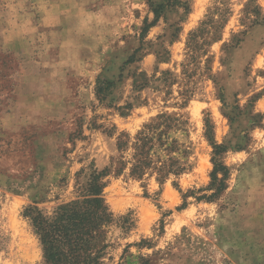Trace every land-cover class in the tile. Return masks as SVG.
I'll use <instances>...</instances> for the list:
<instances>
[{
	"label": "rangeland",
	"instance_id": "obj_1",
	"mask_svg": "<svg viewBox=\"0 0 264 264\" xmlns=\"http://www.w3.org/2000/svg\"><path fill=\"white\" fill-rule=\"evenodd\" d=\"M145 19L147 0H0V264H48L25 207L105 168L102 264H264V0H181L141 36ZM211 142L229 177L197 199Z\"/></svg>",
	"mask_w": 264,
	"mask_h": 264
},
{
	"label": "trees",
	"instance_id": "obj_2",
	"mask_svg": "<svg viewBox=\"0 0 264 264\" xmlns=\"http://www.w3.org/2000/svg\"><path fill=\"white\" fill-rule=\"evenodd\" d=\"M149 9L154 19L148 22L144 20L141 36L163 15L166 9L175 7L181 0H147ZM210 19L203 27L191 33V39L196 43V37L207 32L212 26ZM201 45V44H200ZM133 55L127 59V63L133 61ZM106 89L111 87L110 81H103ZM104 90L102 85L97 87V94ZM164 117V116H160ZM168 117H164L163 124ZM160 134H163L160 132ZM167 139V137H166ZM136 144L139 154L151 138L145 133H140ZM214 148L213 169L210 173V183L197 199H212L226 188V180L229 177V168L220 161L219 157L226 151L227 146L211 142ZM138 167V166H137ZM108 168L93 171L86 184L81 188L80 194L65 203L58 205L50 214L44 213L36 205L25 207L23 216L28 219L34 233L37 235L43 257L48 264H102V257L109 246L107 234L110 227L115 224L113 213L108 208L102 191L104 182L102 178L107 174ZM126 222V221H122ZM125 251V250H124ZM143 260L141 264H145Z\"/></svg>",
	"mask_w": 264,
	"mask_h": 264
}]
</instances>
